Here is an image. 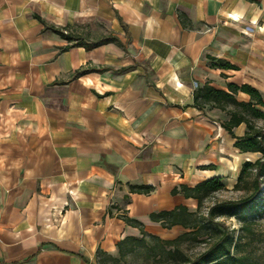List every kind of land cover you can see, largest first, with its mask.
Returning <instances> with one entry per match:
<instances>
[{
  "label": "crops",
  "instance_id": "crops-1",
  "mask_svg": "<svg viewBox=\"0 0 264 264\" xmlns=\"http://www.w3.org/2000/svg\"><path fill=\"white\" fill-rule=\"evenodd\" d=\"M206 82L264 95V0H0V264H97L141 235L123 214L182 233L151 218L197 209L172 190L255 155L195 106Z\"/></svg>",
  "mask_w": 264,
  "mask_h": 264
},
{
  "label": "trees",
  "instance_id": "trees-1",
  "mask_svg": "<svg viewBox=\"0 0 264 264\" xmlns=\"http://www.w3.org/2000/svg\"><path fill=\"white\" fill-rule=\"evenodd\" d=\"M182 21L184 17H181ZM70 39L68 35H64ZM244 92L250 96L248 101L240 100L238 94ZM194 103L199 109L217 108L226 113L228 118L221 125L236 138L235 146L242 152L260 154L257 159L248 158L243 163L238 180L233 187L235 191H242L243 195L236 199L216 200L206 206L205 202L214 194L227 189L221 178L206 179L194 187L185 184L175 187L172 192H183L186 197H193L198 201L196 210H190L186 205H178L170 210H161L151 214L152 220L159 222L164 228H172L176 225L183 227V232L173 238H163L160 235L146 232L144 225L127 216L122 218L130 225L137 226L141 230L140 236H127L117 243L119 257L98 250L99 264H106L107 260L118 261L127 254L134 252L137 246H144L154 250L149 257L154 262L164 259L169 264H250L251 257L243 248L241 236L235 239L229 227L221 218H229L233 215L242 216L244 222L241 230L253 233L254 229L245 224V219L252 213L244 214L245 207L250 204L260 191L264 183V95L249 84L237 85L229 83L228 89L215 88L209 82L199 86L194 93ZM246 124L247 130L244 136L238 137L234 128L240 124ZM132 192L150 193L151 185H131ZM242 214V215H241ZM203 239H200L202 236ZM203 240L205 247L198 253L189 254L184 245L189 241ZM160 249V251H156Z\"/></svg>",
  "mask_w": 264,
  "mask_h": 264
},
{
  "label": "rangeland",
  "instance_id": "rangeland-1",
  "mask_svg": "<svg viewBox=\"0 0 264 264\" xmlns=\"http://www.w3.org/2000/svg\"><path fill=\"white\" fill-rule=\"evenodd\" d=\"M260 125L264 126V122H260ZM260 154H255L253 159L260 157ZM243 195L242 191H235L232 188L222 190L210 199L205 202L204 212H207V207L211 205L216 200H226V199H236L240 198ZM252 213V216L245 219V224L254 229L253 233H246L241 230V225L244 222L242 216L233 215L229 218H221L222 221L229 227V230L235 236V239L241 236L243 242V248L246 253L251 257L250 264H264V183L260 187L259 193L256 195L254 200L248 204L244 209V214ZM242 215V214H241ZM206 235L202 236L200 239H203ZM198 241H189L184 245V249L189 254L198 253L205 247L203 240ZM152 245H149L148 249L144 246H137L134 252L127 254L124 258L119 259L118 261L107 260L106 264H169L166 259L154 262L150 257L149 250ZM160 251V249H156ZM161 252V251H160ZM116 257H119L118 252L113 254ZM101 259H104V256L101 255ZM98 258V260L100 259ZM97 264L98 261H97Z\"/></svg>",
  "mask_w": 264,
  "mask_h": 264
}]
</instances>
